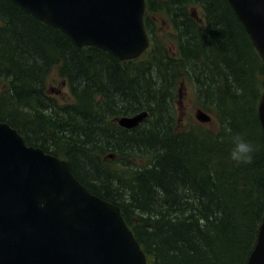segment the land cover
Here are the masks:
<instances>
[{
	"label": "trees",
	"instance_id": "obj_1",
	"mask_svg": "<svg viewBox=\"0 0 264 264\" xmlns=\"http://www.w3.org/2000/svg\"><path fill=\"white\" fill-rule=\"evenodd\" d=\"M146 1L147 13L163 8L160 0ZM165 3L177 30V55L154 48L145 14L151 59L144 61L147 52L121 60L95 46H77L61 28L12 0H0V121L29 145L66 158L89 191L119 205L150 264H246L264 219V133L258 115L264 61L229 0ZM196 8L203 14L195 16ZM99 68L114 87L101 81ZM151 70L162 79L155 106L144 104L136 91L129 106L123 97L119 104L111 94L113 88L125 92L119 75L127 74V83L135 85ZM53 72L67 81L76 100L59 110L46 92ZM77 77L94 85L77 88ZM182 77L199 83L203 108L212 111L219 128L187 125L175 117V97L165 83ZM95 90L102 95L96 97ZM141 111L149 116L135 128L117 124L118 117ZM226 125L233 134L260 132L261 144L252 142L257 150L251 164L237 166L228 158ZM97 151L119 156L131 167L130 190L121 188L122 179L118 185L110 182L119 179L117 172L97 160ZM86 155L90 169L81 160Z\"/></svg>",
	"mask_w": 264,
	"mask_h": 264
},
{
	"label": "water",
	"instance_id": "obj_2",
	"mask_svg": "<svg viewBox=\"0 0 264 264\" xmlns=\"http://www.w3.org/2000/svg\"><path fill=\"white\" fill-rule=\"evenodd\" d=\"M61 28L78 46L93 45L121 60L149 46L146 0H12ZM264 61V0H229ZM258 115L264 133V92ZM148 111L117 118L132 129ZM197 117L212 119L202 109ZM0 264H149L115 203L91 193L67 160L28 145L0 121ZM246 264H264V219Z\"/></svg>",
	"mask_w": 264,
	"mask_h": 264
},
{
	"label": "rangeland",
	"instance_id": "obj_3",
	"mask_svg": "<svg viewBox=\"0 0 264 264\" xmlns=\"http://www.w3.org/2000/svg\"><path fill=\"white\" fill-rule=\"evenodd\" d=\"M165 1L166 0H160V5L163 6L162 9L155 10V9H151L150 11H148V13L146 12L145 14H147V18H148V24L151 23L150 28H152V30L150 29L151 35L153 37V45L154 48L156 47L157 49H164V48H170L171 53L177 55V50H178V43L176 40V28L174 26V20L172 15L168 12V10L166 8H164L165 6ZM166 7V6H165ZM196 12L197 14H195V16L198 15H202L203 12L199 9L196 8ZM173 20V21H172ZM150 53L147 52V55L142 57V59L144 61H146L147 59H151ZM74 62H76V60L72 59ZM71 60V64H74L73 61ZM221 64V63H220ZM222 65L223 64V60H222ZM135 66V65H133ZM133 66L131 68H133ZM99 67H101V65H99ZM204 69H206L207 72H209L207 66H202V71H204ZM177 70H175L172 75L176 72ZM90 72H92V70H90ZM132 71H130L131 73ZM99 75L101 76V81L104 82V84L109 83L111 85V87H114L113 85L117 84L116 82H113L112 80H110V77L108 75H106V71L102 70L101 68H99ZM129 73V77L132 79L131 76H134L133 74ZM126 75H119V78L122 79L123 81V85L121 86L120 89H123L124 94H119L120 91H117L115 88H113V92L111 93L113 96H115L116 98H118V103L119 104H124L125 101L127 102V106H129L131 103L133 102V91H136L139 93V98L140 100L144 101L147 106H155V94L157 92V87L160 84V81H162V79L160 78H156L152 76V70L141 76V78L135 83V85H129L127 83L126 80ZM155 75V74H154ZM145 77H147L145 79ZM92 78V77H90ZM154 78V79H153ZM77 88L82 87L83 85H85L87 82H89L90 84V88L94 85V83H92V81H88V79H84V81L82 82V80H80V78L77 77ZM173 84H170L169 82L165 83V89L166 90H170L171 94L173 97H175V100L173 102L174 106V111H175V117L179 118L182 123H186L187 125L189 124H199L202 127H217L219 128V125H217V122H219L218 120L216 121L215 116L213 115L211 110H206L203 107V102H202V96L200 95V93H198L199 91V83L194 79L192 80L189 77H182L179 78L177 80H174ZM129 82V81H128ZM130 88H128V87ZM215 86V84H214ZM46 92L52 96H54L56 98L55 104H56V109L55 110H59V106H64L65 104H69V103H74L76 102L75 97L73 95V93H71V89L67 83L66 80H64L61 76H59V73L57 72H53L50 77L47 79L46 82ZM150 92H152V94H149ZM95 95L97 97V95H102L100 94L99 90H95ZM154 95V96H153ZM125 99V101H119V98ZM92 99L95 100L97 98H94L92 96ZM151 101H148V100ZM118 107H122V106H118ZM199 109L204 110L205 112H207L209 115H211L212 119L208 122H204L201 121L198 117H197V112ZM151 119H153V117H151ZM150 119V120H151ZM166 121L163 122V124L161 125V129L162 131L164 130V126H165ZM118 124V123H117ZM144 125L146 127H152V123L146 121L144 123ZM153 128V127H152ZM250 130V129H249ZM242 131V135L245 137V139H247L250 142L256 141L258 142V146L261 144V139L259 136V131H257L256 129L254 130V132H250V131H246L245 129L241 130ZM102 137V136H101ZM48 140V139H47ZM46 140V142H47ZM49 143V142H48ZM48 147L50 146V144L47 145ZM144 147V146H143ZM146 149V148H145ZM149 150H147V153H149L152 149L151 147H148ZM257 149V147H256ZM97 160H99L100 162H103L105 165H107L110 169H113L115 172H117V175L119 177V179L115 178V177H110L111 181L113 185H116L117 183L120 182V179L126 181L121 188H126L130 190L131 186V177L129 178V174H130V169L131 167L128 165H125L123 162V158H120L119 156H108L105 154H101L99 151H97ZM66 159V158H63ZM82 162H84L83 164L86 165V168L88 167L89 169L91 168V162L92 160L86 155V157H83ZM149 160V159H148ZM139 162H143L146 163L147 160H143V159H139ZM101 174V173H99ZM103 176V175H101ZM93 177V176H91ZM94 178V177H93ZM129 178V179H128ZM253 180H255V176L253 177ZM118 185V184H117ZM155 191V188H154ZM135 193L138 194L137 191H135ZM155 195V192H154ZM135 217V219H137V214L136 212H133V215Z\"/></svg>",
	"mask_w": 264,
	"mask_h": 264
},
{
	"label": "clouds",
	"instance_id": "obj_4",
	"mask_svg": "<svg viewBox=\"0 0 264 264\" xmlns=\"http://www.w3.org/2000/svg\"><path fill=\"white\" fill-rule=\"evenodd\" d=\"M225 132L230 136L231 149L229 152L230 161L234 162L237 166L242 164H251L254 159V153L256 152V146L245 139L241 134H233L232 129L225 126Z\"/></svg>",
	"mask_w": 264,
	"mask_h": 264
}]
</instances>
